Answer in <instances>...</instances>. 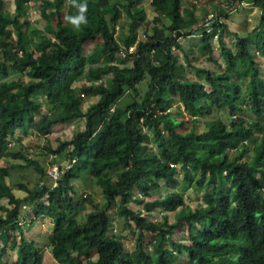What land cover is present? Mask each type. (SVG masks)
Returning a JSON list of instances; mask_svg holds the SVG:
<instances>
[{
  "label": "trees",
  "instance_id": "16d2710c",
  "mask_svg": "<svg viewBox=\"0 0 264 264\" xmlns=\"http://www.w3.org/2000/svg\"><path fill=\"white\" fill-rule=\"evenodd\" d=\"M146 1L40 0L55 19L42 32L25 29L32 0H14L12 13L6 0H0V162L21 159L38 168L35 160L9 148L10 138L22 131L47 137L54 125L85 120L84 130L53 149L57 156L73 147L69 161L78 160L74 168L50 193L47 205L42 201L47 188L34 196L36 216H48L55 225L48 247L64 264H181L173 260L175 251L187 254V264H264V78L258 63L264 55V16L261 36L252 43L220 19L213 25L215 32L207 34L195 9L190 21L185 20L188 10L182 0H152L155 24L161 25L155 31L147 23ZM236 1L245 0H224ZM252 2L264 11V0ZM123 12L130 22L122 46L115 29ZM164 13L171 17L166 26ZM80 15L82 22H70ZM199 32L200 53L217 67L198 68L211 91L185 78L174 53L182 52L186 65L193 66L189 54L195 45L186 47L180 40ZM139 35L149 40L137 43ZM226 37L233 38L235 50ZM215 40L223 65L215 60ZM135 45L136 53L120 57ZM12 74L15 79H10ZM83 80L89 85L78 89L75 85ZM129 93L135 94L133 102L121 116L116 106ZM95 96L98 101L84 112V100ZM176 100L180 108L173 110ZM215 112L227 114V120L211 119L206 131L197 133L199 119ZM186 114L193 122L190 132L182 131ZM178 166L186 169V186L193 179L189 172L198 174L195 190L205 189V208L192 211L176 192L147 201L162 182L178 186ZM10 169L0 166V200L8 197L12 206L0 217V264H11L12 247L17 255L13 264H44V254L30 245L20 226L23 202L3 185ZM89 169L105 202L83 214L86 206L71 200V183ZM41 173L45 175L43 169ZM163 206L182 208L175 224H155L143 217L145 211ZM181 228L188 231V245L172 239ZM127 238L136 243L133 252ZM151 243L156 254L149 252ZM75 249L79 253L70 256Z\"/></svg>",
  "mask_w": 264,
  "mask_h": 264
},
{
  "label": "rangeland",
  "instance_id": "374dc122",
  "mask_svg": "<svg viewBox=\"0 0 264 264\" xmlns=\"http://www.w3.org/2000/svg\"><path fill=\"white\" fill-rule=\"evenodd\" d=\"M151 1L152 0H147L143 4V6L147 14V23L149 24V28L155 30L156 28L161 27V25L155 24V19L158 14L157 11H155L151 7ZM223 2L224 0H199V1L182 0L183 9L188 10L186 14L184 13L185 15L184 18L186 21H190L191 19L190 13L193 12L192 9H195L196 11L195 15L199 19L198 25L203 26V23H205L206 19H208L209 16H213L217 14L218 19H220V21L224 23H227L232 33H237V34L239 33L241 36L246 37L247 36L245 34L246 28L248 27L253 28L260 21L259 20L261 18L260 8H258V6H256L254 2H252V0H245L243 1V3L236 1L233 3V5L230 4L229 2L228 3L227 2L223 3ZM246 3L248 4L246 5ZM6 8L11 13L14 12V0H6ZM65 15H66V11L64 13V16ZM135 15L139 16V10L136 11ZM226 16L229 17L226 18ZM53 17L54 15L52 11L44 8L40 0H32L31 7L29 10L30 26L25 27V29L26 30L37 29L44 32L43 30L46 27H48L49 24L52 23V25H54L55 19H53ZM164 18H165V26L169 25L171 23L170 15L164 13ZM129 22L127 20L125 13L123 12V17L121 18L119 25L115 29L116 36L120 39L121 45H123V40L126 39L124 38L123 40H121L123 35H125V37H127L128 35ZM194 25L195 23H193L192 28H195ZM231 25L232 28L230 27ZM153 30H150L151 32L148 34V38L152 36ZM141 32L144 33V30L141 29L140 33ZM256 38L257 37L253 38V42H255ZM225 41L227 42L229 47L235 50V44L233 42L232 37H226ZM180 42L186 47L195 45L193 46V53L189 54L192 58L191 60L193 66L186 65V61H185L186 58L182 52L176 50L174 51L175 56L179 60L180 68L184 70L185 78L199 81L206 90L211 91L212 88L206 84L205 77L198 73V68L199 69L209 68L212 70L214 69L216 70L217 67L213 63H209L207 58L200 53L201 51L200 46L202 44V36L200 32L185 36L183 39L180 40ZM214 47H215V60L219 63H222L223 65L224 60L221 57L220 48L218 47V42L216 40L214 41ZM35 56L37 58H43V55L40 53H36ZM118 62H120V59H118ZM258 63L261 70V76L264 78V55L260 56V58L258 59ZM15 78L16 75L12 74L10 79H15ZM86 85H89V83L87 82V80H83L77 83L75 86L78 89H80L82 86H86ZM134 96L135 94L129 93L118 102L116 108H118L121 116H125V110L133 102ZM97 100H98L97 96L92 98L89 97L85 99L82 107L84 112L87 111V109L91 107L94 103H96ZM178 108H180V102L176 100V102L173 104L172 109L177 110ZM42 112L44 114H47L50 112V109L44 107ZM52 116H56V115L54 114ZM219 117L223 118L224 120H227V114L225 113L219 114L215 112L212 117L200 118L199 122L197 123V125H195L194 128L197 131V133H202L206 131L207 121H210L211 119H218ZM178 118L180 119V117ZM246 118L248 120H255L253 116H246ZM185 120L187 122L186 127L183 128L182 131L190 132L193 128V122H191V118L188 114H186ZM84 129H85V120L78 119L76 121L64 125H58V127L55 128L54 133L51 137L50 136L39 137L35 135L33 131H30L29 133L27 131L17 132L16 138H11V141L14 142V144L11 143V146L12 148H14L13 150L15 152H19V151L22 152L23 154L28 156V158L35 160L37 163H39V165H41L45 169L47 167V164L51 165L52 162H57V164L54 163L50 167L56 165L60 169H64L68 163L69 150L65 148L61 156L60 155L55 156L53 153V149L59 147L61 143L71 141V139L74 138L77 132L82 131ZM150 145L153 148V152L158 154L159 153L158 147L153 142H150ZM0 166H4V167L14 166L9 171V177L3 181V185L11 193L15 192L17 196H21L25 194L26 191L31 194L34 191V187L37 186V183L39 182L40 178L43 177L42 175H40V172L36 166L30 164L26 165L25 161L23 160L4 159L0 162ZM174 169H177L175 178L178 180V186L177 187L167 186L166 183L162 182L160 190L157 191L154 194V196H152V198H149L147 201L149 202L155 201V199L159 197H163L166 194L176 192L184 197L187 206L192 211H198L203 209L206 205L204 199L205 189L201 190L200 192H196L195 190L198 180V174L193 171L189 172L192 173L193 179L191 180L189 186H186L185 184L186 169L182 166H178ZM71 185H72V191H71L72 202L77 206L83 204L86 206V210L83 214H87L91 212L93 204L101 206L105 202L102 189L100 188V186H98V181L94 179L91 169L84 170L79 175V177H77L74 181H72ZM21 188H24L26 191H21L20 190ZM135 193H137V190H135ZM2 203L6 205L7 209L12 208L8 198H4ZM132 206L136 210L141 211L143 209V207L136 206L134 204ZM113 211H116V209H113ZM2 212H3V216L2 215L1 216L4 217L6 212L5 211ZM181 212H183L181 207L175 209L164 206L151 213V220L161 221L164 220L165 217H168L169 218L168 223L174 224L175 216ZM146 216H148V213L145 211L143 217ZM81 219L82 222L83 221L86 222V219L84 220L83 216L81 217ZM116 221H118V219L115 217V222ZM38 223L44 224L47 228V230L42 234L44 238L46 235L51 234L52 228H54L53 222L49 219L48 216H44V218L41 216L37 218L34 217L33 223L30 226L25 227L23 231L25 238H27L29 242H31V238L29 237V232L31 231L33 224L34 227L36 228ZM116 228L118 229V227ZM129 234L131 233H128V235ZM187 235H188L187 230L184 229L183 232L174 235V239L183 244H187L188 243ZM126 246L130 252H133L136 248V243L127 238ZM79 251L80 249L73 250L70 256H76L79 253ZM8 252L11 257L10 263L13 264L14 261L16 260V250L12 247L8 250ZM150 252L153 253V244L151 245ZM45 253L46 256H45L44 264H64L61 260L53 257L51 250L47 249ZM84 260L86 261V259ZM94 260L95 261L97 260V255H94Z\"/></svg>",
  "mask_w": 264,
  "mask_h": 264
},
{
  "label": "clouds",
  "instance_id": "9594fccd",
  "mask_svg": "<svg viewBox=\"0 0 264 264\" xmlns=\"http://www.w3.org/2000/svg\"><path fill=\"white\" fill-rule=\"evenodd\" d=\"M83 11H84V5H81L80 6V12L81 13H83ZM69 20H70V22L71 23H73V24H78L79 22H82L83 20H84V17L82 16V15H80V16H77V17H75V18H69ZM74 151V149H69V152H73ZM72 160H75V163H74V165H73V167H72V169L74 168V166H75V164H76V162L78 161L76 158H74V159H72ZM71 161H69V156H68V163H67V166H68V164L70 163ZM54 166H56V165H54ZM53 166V167H54ZM66 166V167H67ZM53 167H50V169L48 170V172H47V175H48V181L46 182V183H41L40 185H39V188H38V192L37 193H39V192H42L43 193V190H44V188H47V191L45 192V194L44 195H42V201H45V205H47V202H48V200L47 199H49V196H50V193L52 192V191H54L57 187H58V185H59V183H60V181L64 178V175H63V177L59 180V182H58V184H57V186L56 187H54V181L49 177V171L53 168ZM66 167L63 169V170H65L66 169ZM175 168V167H174ZM71 170V169H70ZM67 171H69V170H67ZM67 171H66V173H67ZM66 173H65V175H66ZM50 181V182H49ZM43 185V186H42ZM47 185H50V187H48ZM36 191V189H34V191L33 192H35ZM169 194H171V193H169ZM46 195H48V198H46ZM29 197V196H28ZM149 199V198H148ZM147 199V200H148ZM26 201V200H25ZM37 199H36V197H32V198H29V200H28V202L27 203H25L24 201H23V203L20 205V207H21V218H20V226H22L23 227V231H24V228L25 227H28V226H30L32 223H33V220H34V217H35V215L33 214V215H30L31 214V212H32V210L33 209H35V203H37ZM149 202V201H148ZM152 202V201H151ZM186 202V201H185ZM25 207V208H24ZM164 207V206H163ZM167 207H169V206H167ZM205 207H206V205H205ZM204 207V208H205ZM161 207H158V208H154L153 210H152V212H149L148 213V216H146V217H144V218H148L149 219V221L150 222H152V223H155V224H157V223H164L165 221H167V224L168 225H173V224H169L168 223V220H169V218L168 217H165L164 218V220H161V221H152L151 220V213H153L154 211H156V210H158V209H160ZM169 208H171V207H169ZM178 208V207H177ZM177 208H175V209H177ZM180 208V207H179ZM182 209V208H181ZM183 211V210H182ZM182 213V212H181ZM181 213H179V214H181ZM178 214V215H179ZM178 215H176L175 216V223H176V219H177V216ZM41 215H37L36 217H40ZM41 217H43L44 218V216H41ZM50 219V218H49ZM174 223V224H175ZM184 229H186V228H181V229H179V230H177L176 232H175V234L174 235H176L177 233H180V232H183V230ZM187 230V229H186ZM117 231V229H115V232ZM187 234H188V231H187ZM19 235V234H18ZM52 235V234H51ZM27 239V238H26ZM172 239L174 240V241H176L175 239H174V236L172 237ZM187 241H188V235H187ZM29 242V241H28ZM151 242H152V240H151ZM178 244H182V245H188V243L187 244H183V243H181V242H178V241H176ZM29 243H31V242H29ZM32 244V245H31ZM30 245L32 246V247H36L40 252H42L43 254H44V258H45V256H46V254H45V248L44 249H42L41 247H39L36 243H31ZM151 245H152V243L150 244V246H149V252H150V248H151ZM47 248L49 249V250H51L49 247H48V244H47ZM52 251V250H51ZM156 251H157V248L153 245V253L154 254H156ZM150 253H152V252H150ZM152 253V254H153ZM53 255V254H52ZM17 256V255H16ZM54 257V256H53ZM97 258H98V256H97ZM173 260H174V262H177V263H181V264H187L188 262H189V258H188V256H187V254H179L178 252H176L175 251V254H174V257H173ZM45 263V262H44Z\"/></svg>",
  "mask_w": 264,
  "mask_h": 264
},
{
  "label": "crops",
  "instance_id": "0c3cea01",
  "mask_svg": "<svg viewBox=\"0 0 264 264\" xmlns=\"http://www.w3.org/2000/svg\"><path fill=\"white\" fill-rule=\"evenodd\" d=\"M223 3H225V2H223ZM232 3H234V2H232ZM243 3V2H242ZM241 3V4H242ZM231 4V3H230ZM248 3H246V5H247ZM259 8V7H258ZM261 10V9H260ZM260 21H261V19L263 18V16H264V11L263 10H261L260 11ZM228 15V14H227ZM227 17H229V16H227ZM249 21H251V20H249ZM260 21H259V23L257 24V25H255V27H253V28H250V27H248V28H246V32H245V34L247 35L246 37L245 36H243V37H245V38H247V40L248 41H250V42H252V43H256L258 40H259V38H260V36H261V27H262V24H260ZM231 28H232V25L230 26ZM239 34V33H238ZM255 37H257L256 38V40H255V42H253V38H255ZM124 38H127V37H125V35H123V37H122V39L121 40H123ZM117 39H118V41H119V43H120V39L117 37ZM126 40V39H125ZM125 40H123V45L125 44L124 43V41ZM122 45V46H123ZM261 56V55H260ZM260 56H259V58H260ZM111 77V76H110ZM108 79V78H107ZM109 80V79H108ZM98 101V100H97ZM88 110V109H87ZM48 114V113H47ZM58 125H64V124H57V125H54L53 127H52V129H51V134H49L47 137H51L52 135H53V133H54V130H55V128L56 127H58ZM12 138H16V136L15 137H12ZM72 140V139H71ZM11 143H13L14 144V142L13 141H11V138H10V145H9V148L10 149H14V148H12V146H11ZM60 145V144H59ZM73 149V147H71V146H68L66 149L67 150H69V149ZM20 152V151H19ZM63 152H64V150L62 151V153L60 154V156L63 154ZM14 153H17V152H14ZM4 160V159H3ZM13 160H21V159H13ZM32 160V159H31ZM23 161H25V160H23ZM25 163H26V161H25ZM55 162H52L51 163V165L52 164H54ZM39 164V163H38ZM26 165H28V163H26ZM31 165V164H30ZM51 165H49V164H47V167H46V169L44 168V167H42L41 165H39L38 166V170H39V172H40V175H42L43 176V174L41 173V169H43L44 170V176L42 177V178H40V180H39V182L37 183V186L36 187H34V189H36V191H35V193H28L24 188H21L20 190L21 191H26V193L25 194H23V195H21V196H17L16 194H15V192H12L11 194L12 195H14L15 196V198L17 199V200H20V201H25V200H27L28 199V196L29 195H32V196H30L29 198H32V197H34V196H36V194H37V192H38V188H39V185L41 184V183H46L49 179H48V175H47V172H48V170L50 169V166ZM34 166H36V165H34ZM1 167H4V166H1ZM11 168H13L14 166H10ZM37 167V166H36ZM9 168V167H8ZM48 187H50V185H47ZM22 187H24V186H22ZM32 191H33V189H32ZM5 198H8V197H5ZM4 199V198H3ZM3 199H1L0 200V217H2L3 216V212L2 211H5L6 212V205L4 204V203H2V201H3ZM9 199V198H8ZM5 206V207H4ZM35 206H36V203H35ZM9 209H11V208H9ZM34 209L32 210V212H31V214L33 215L34 214ZM2 215V216H1ZM6 215V214H5ZM35 215V214H34ZM5 217V216H4ZM35 218H37L36 217V215H35ZM51 220V219H50ZM45 221V220H44ZM52 221V220H51ZM53 222V221H52ZM53 225H54V223H53ZM34 224H33V226H32V229H31V231L29 232V237L31 238V242H33V243H36L39 247H44L45 248V251L48 249L47 248V244H48V242H49V239H50V237H51V234L54 232V228H55V225H54V228H52V231H51V234H48V235H46L45 236V238H44V236L42 235L46 230H47V228H46V226L44 225V224H39L38 223V225L36 226V228H35V231H34ZM30 234H32V235H30ZM28 237V238H29ZM46 239V240H45ZM28 240V239H27ZM31 244V243H30ZM32 245V244H31ZM44 248H42V249H44ZM41 251V250H40ZM46 254V253H45ZM17 257V256H16Z\"/></svg>",
  "mask_w": 264,
  "mask_h": 264
},
{
  "label": "built area",
  "instance_id": "2783aa9c",
  "mask_svg": "<svg viewBox=\"0 0 264 264\" xmlns=\"http://www.w3.org/2000/svg\"><path fill=\"white\" fill-rule=\"evenodd\" d=\"M233 5V3H231ZM231 5V6H232ZM218 15H213V16H209L208 19H206L205 23H203V28L206 30V33L211 35L215 32V29L213 27V25L218 21ZM217 34L214 36V38H217ZM147 37L143 36V35H139L137 38V43H139L141 40H146ZM137 45V44H136ZM136 45L135 46H131L128 49V52H126L125 50L122 51V53L120 54V57L125 58L128 54L131 53H136ZM75 163V160H72L68 166L66 167L65 170L60 169L58 166H54L50 171H49V177L54 181V187L57 186L59 180L63 177V175H65L67 170L72 169L73 165ZM43 186V185H42ZM46 198H48V195H46ZM25 208V207H24Z\"/></svg>",
  "mask_w": 264,
  "mask_h": 264
}]
</instances>
